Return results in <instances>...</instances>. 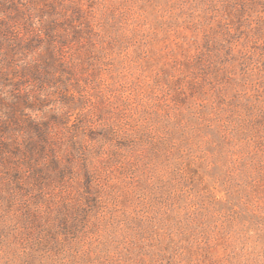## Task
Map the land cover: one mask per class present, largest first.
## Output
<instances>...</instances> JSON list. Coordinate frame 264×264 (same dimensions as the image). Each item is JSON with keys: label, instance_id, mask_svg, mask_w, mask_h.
Listing matches in <instances>:
<instances>
[{"label": "rangeland", "instance_id": "obj_1", "mask_svg": "<svg viewBox=\"0 0 264 264\" xmlns=\"http://www.w3.org/2000/svg\"><path fill=\"white\" fill-rule=\"evenodd\" d=\"M0 264H264V0H0Z\"/></svg>", "mask_w": 264, "mask_h": 264}]
</instances>
